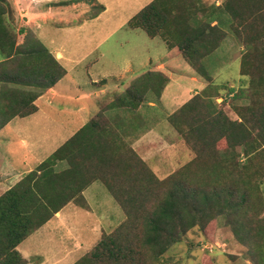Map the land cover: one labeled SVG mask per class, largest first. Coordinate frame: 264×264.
I'll list each match as a JSON object with an SVG mask.
<instances>
[{
    "label": "trees",
    "instance_id": "16d2710c",
    "mask_svg": "<svg viewBox=\"0 0 264 264\" xmlns=\"http://www.w3.org/2000/svg\"><path fill=\"white\" fill-rule=\"evenodd\" d=\"M242 2L219 5L233 19L241 16L239 27L230 29L244 45L240 71L249 81L238 91L228 90L232 99L248 101L234 109L240 120L231 119L218 105L212 108L200 92L192 96L168 120L195 157L160 179L125 132L126 123L133 129L130 116L111 119L106 114L159 101L169 78L160 70H146L0 194V264H29L19 244L68 203L88 208L83 192L96 180L104 183L125 218L73 264H152L190 229L203 228L219 216L233 218L234 233L256 254V264H264V23L252 29L253 35H242V26L251 21L240 11ZM100 8L105 10L101 3ZM12 12L9 1L0 0V128L16 116L35 113L37 98L66 75L38 37L28 35L18 42ZM214 21V12H208L202 0H152L128 25L177 48L196 75L210 79L203 59L227 34ZM102 81L107 83L106 78ZM209 85L216 86L211 79ZM223 140L227 146L220 149Z\"/></svg>",
    "mask_w": 264,
    "mask_h": 264
},
{
    "label": "rangeland",
    "instance_id": "374dc122",
    "mask_svg": "<svg viewBox=\"0 0 264 264\" xmlns=\"http://www.w3.org/2000/svg\"><path fill=\"white\" fill-rule=\"evenodd\" d=\"M8 1L18 42L28 35L38 37L53 53L61 52L60 62L67 74L55 86L58 94L53 96L48 89L39 97L37 113L14 118L0 128V194L35 169L146 70H160L169 78L159 101H148L136 110L110 109L106 114L111 119L130 116L133 129L126 123L125 132L135 139L133 147L160 179L195 157L167 118L195 95L191 91L199 90L212 108L218 105L233 120H240L235 107L248 103L232 99L228 92L231 87L240 90L249 81L240 71L244 45L230 29L239 27L241 16L233 19L219 9L228 0H202L208 12H214V23L227 33L220 46L203 59L216 86L209 85V78L194 74L177 48L129 27L128 21L152 0ZM241 1L240 11L251 20L241 31L249 37L254 27L264 23V2H260L264 0ZM100 3L105 6L101 12ZM217 90L221 94H215ZM149 128L151 133L140 142ZM226 146V140L218 144L220 149ZM84 191L88 208L77 201L68 203L61 216L19 244L29 264H72L95 246L102 231L110 232L124 220L123 209L103 182L96 180ZM232 219L219 216L203 228L190 229L152 264H256V254L252 255L241 236L234 233Z\"/></svg>",
    "mask_w": 264,
    "mask_h": 264
},
{
    "label": "crops",
    "instance_id": "0c3cea01",
    "mask_svg": "<svg viewBox=\"0 0 264 264\" xmlns=\"http://www.w3.org/2000/svg\"><path fill=\"white\" fill-rule=\"evenodd\" d=\"M28 22L31 24V18L30 17H28ZM35 24V23H34ZM51 51V50H50ZM52 52V51H51ZM52 54H54V56L60 61V58H61V56H62V53L61 52H57V53H53L52 52ZM60 57V58H59ZM61 63V62H60ZM67 74V73H66ZM195 74V73H194ZM59 83V82H58ZM58 83L55 85V86H58ZM52 87V88H50L49 90H48V92L49 91H51V93L53 94V96L55 95V94H58V91H57V89H56V87ZM104 90V89H103ZM102 89H100V91H103ZM197 93H199V90H197V89H194L193 91H191V95H194V94H197ZM40 97V96H39ZM39 97L37 98V100L39 99ZM37 100L35 101V104L37 105ZM38 106V105H37ZM39 109V108H38ZM38 111V110H37ZM37 111L35 112V113H37ZM35 113H32V114H30V115H28V116H31V115H33V114H35ZM17 117H20V116H16V117H14V118H17ZM25 117H27V116H25ZM13 118V119H14ZM20 118H23V117H20ZM168 118V117H167ZM12 119V120H13ZM11 121V120H10ZM9 121V122H10ZM151 131H152V128H149L148 130H147V132H145V134L144 135H141L142 136V139L140 140V142H143L142 140H144L146 137H148V135H149V133H151ZM134 143V142H133ZM144 158V157H143ZM146 160V159H145ZM31 171V170H30ZM85 192V191H84ZM83 192V193H84ZM57 215L58 216H61V211L60 212H58L57 213ZM57 215H56V217L55 218H57ZM119 225V224H118ZM102 233H103V231H102ZM102 233H101V236H102ZM101 236H100V238H101ZM100 240V239H99ZM98 240V241H99ZM97 241V242H98ZM96 242V243H97ZM95 245V244H94ZM29 260V259H28ZM74 263V262H73ZM72 263V264H73Z\"/></svg>",
    "mask_w": 264,
    "mask_h": 264
}]
</instances>
